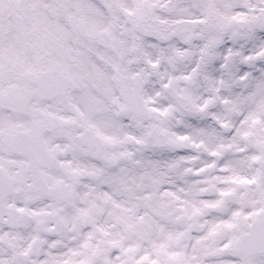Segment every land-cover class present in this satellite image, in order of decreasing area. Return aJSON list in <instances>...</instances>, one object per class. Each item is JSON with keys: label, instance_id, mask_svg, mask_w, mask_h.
I'll list each match as a JSON object with an SVG mask.
<instances>
[{"label": "snow or ice", "instance_id": "snow-or-ice-1", "mask_svg": "<svg viewBox=\"0 0 264 264\" xmlns=\"http://www.w3.org/2000/svg\"><path fill=\"white\" fill-rule=\"evenodd\" d=\"M0 264H264V0H0Z\"/></svg>", "mask_w": 264, "mask_h": 264}]
</instances>
